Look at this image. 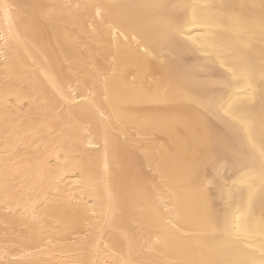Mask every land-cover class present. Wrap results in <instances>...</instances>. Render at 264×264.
<instances>
[{
  "label": "bare ground",
  "instance_id": "1",
  "mask_svg": "<svg viewBox=\"0 0 264 264\" xmlns=\"http://www.w3.org/2000/svg\"><path fill=\"white\" fill-rule=\"evenodd\" d=\"M0 2L19 6L11 10V21L0 12V36L9 40V47L0 48L3 53L0 54V235L4 234L0 236V264H88L93 257L76 242L84 235L87 225L95 223L91 218L108 212V195L103 185L95 190L85 189L82 179L83 175L99 177L103 174L104 129L98 124L100 118L94 116L91 121L92 136L88 139L92 140V146H89L82 125L89 122L92 106L84 104L80 95L75 96L80 107L75 103L65 104L50 79L60 84L69 97V86L84 95L95 86L98 104H106L99 94L107 80L110 97L120 93L132 114V120L123 129L127 140L120 128L115 133L109 129V182L113 193L119 197L122 215L117 216L105 241L119 240L122 231L129 232L134 238L131 259L136 264H177L180 261L199 264L200 261L230 259L231 253L215 250L210 242L181 240L172 235L174 230L163 221L152 228L143 226L144 218L135 208L138 189L153 192V185L161 191L170 189L188 201L186 224L191 226L197 219L198 207L195 194L182 190L185 177L196 165L200 166L201 175L215 174L214 161L215 167L228 179L235 171L229 149L240 145V138L214 116L204 117V124L193 128L190 118L196 109L187 99L177 96L167 104L152 102L157 80H166L170 67L162 65L160 60L172 59L167 50L163 54L159 48L152 51L154 30L163 24L161 10L152 6L175 3L215 6L202 11L212 21L209 31L214 33L217 43L228 50V64L221 67L215 57L206 58L200 53L178 58L177 64L194 66L207 62L209 65L205 71L195 70L193 77L186 81V91L204 99L224 96L229 90L223 89L220 81L229 64L248 61L252 66L251 88L243 81L233 80L230 91L242 96L247 92L242 103L258 120L264 106L260 87L264 68V0ZM85 2L130 6L113 9V14L114 18L133 21L136 30L126 32L127 42L107 27L93 32L87 25L94 10L84 15L75 8L76 4ZM47 4L50 8L43 14L41 10L44 11ZM41 13L43 20L39 17ZM55 21H60L59 26ZM121 27L124 30L123 25ZM132 35L141 41V50L147 47L151 51L150 56L137 51ZM3 43L0 40V45ZM83 47L86 48L84 53L80 51ZM64 62L68 64V71ZM88 66L91 68L85 70L91 74L83 70ZM129 71L132 74H128ZM58 106L63 107L62 112ZM130 128L135 135L129 132ZM158 134L165 138L163 145L145 143V136ZM208 135L212 137L211 145L206 143ZM114 148L118 166L113 159ZM139 151L142 157L138 156ZM204 153L212 156L207 167L203 163ZM5 182L9 185L7 200L3 192ZM69 190L73 193L70 200L63 195ZM213 191L214 206L218 209L221 207L219 192ZM255 210L259 215L258 196ZM123 255L128 258L126 244Z\"/></svg>",
  "mask_w": 264,
  "mask_h": 264
},
{
  "label": "snow or ice",
  "instance_id": "2",
  "mask_svg": "<svg viewBox=\"0 0 264 264\" xmlns=\"http://www.w3.org/2000/svg\"><path fill=\"white\" fill-rule=\"evenodd\" d=\"M14 6L9 3L0 2V12H3L5 19L11 21V10ZM38 7V6H34ZM130 7L120 4H99L81 3L76 4L75 8L87 15L90 10L94 14L88 18L89 27L96 32L99 28L107 27L110 31L114 30L124 37L127 42L128 30L135 31V23L131 20L123 21L114 18L113 9H123ZM152 7L161 10L163 14V24L154 30L152 51L160 49L161 54L165 50L172 56L171 60L161 59L162 65H169L167 79H159L156 82L157 91L152 94V102L167 104L172 102L177 96L187 99L195 106L196 111L190 118L193 128H199L204 124V117L214 116L225 127L230 129L240 138L239 147H231L233 157V176L225 179L215 167L213 161V175L207 173L201 175L200 166L196 165L185 177L183 191L194 193L198 207L197 219L194 224H186L188 213V201L182 199L180 195L170 189L161 191L153 185V192L146 189H138L135 198V208L143 219V226L152 228L159 221H163L167 226L174 230L172 235H177L181 240L193 239L197 242H210L211 246L217 251H227L232 254L230 259L224 261H200L199 264H264V106H262L259 119L253 117L251 109L242 103L243 96L230 91L233 87L232 81H243L251 88L252 66L248 61L240 64H229L226 74L220 81L223 89L229 90L224 96L219 98L209 96L207 99L200 96L189 95L186 91V81L191 79L196 69L205 71L209 65L202 62L198 65L188 66L177 64L178 58L183 59L189 55L200 53L206 58L215 57V62H219L221 67L228 64L226 59L227 48L219 45L214 33L209 29L213 27L211 19L205 15L203 9L213 8L214 5H202L197 3H175L165 5H153ZM123 25L124 30H122ZM9 30L11 31V25ZM3 45L0 48L9 47V40L0 36ZM131 40L136 41L137 51H141L144 56H150L151 51L147 47L140 49L141 41L136 40L132 35ZM0 54H3L0 52ZM128 74H132L130 71ZM135 80V75H133ZM50 83L65 104L80 103L75 101V96L80 95L81 100L86 105L92 106V113L88 114L89 122L82 125L84 132L87 133L85 139L89 146H92V136L89 130L92 126L94 116H99L98 124L104 129V165L103 174L99 177L93 175H83V185L85 189L95 190L98 185H103L108 195L107 214H97L93 218L95 223H89L84 235L77 241L78 247L83 248L93 257L88 264H136L131 259L132 245L134 238L129 232L122 231L119 240L105 241L109 237L118 215H122V208L119 197L113 193L110 184L109 160V129L113 133L120 128L121 135L125 140L128 139L124 128L132 120L126 102L120 93H113L110 97L107 87V80L104 81L105 87L99 95L103 97L106 104H98L97 94L92 89L88 90V95L75 92L71 86L68 92L71 97L65 95L64 89L55 80L50 79ZM79 86V82H77ZM238 88L239 85H236ZM260 87L262 101H264V68L260 77ZM206 143L211 145L212 137L208 135ZM97 149L100 145H96ZM113 159L117 161L118 155L113 149ZM212 161L210 153L203 154V163L207 167ZM229 180L231 183H229ZM219 192L220 208L214 206L215 192ZM60 193V189H56ZM5 200L9 196V185H3ZM165 192L168 195H165ZM245 193H247L245 197ZM65 199H71V190L65 192ZM259 197L260 212L256 214L255 202ZM145 207L148 214L145 215ZM187 228V230H185ZM51 244V241H49ZM127 245L128 258L123 255L124 245ZM111 256V259L104 257ZM177 264H197L194 261H180Z\"/></svg>",
  "mask_w": 264,
  "mask_h": 264
},
{
  "label": "rangeland",
  "instance_id": "3",
  "mask_svg": "<svg viewBox=\"0 0 264 264\" xmlns=\"http://www.w3.org/2000/svg\"><path fill=\"white\" fill-rule=\"evenodd\" d=\"M44 7H45V10H44V11L41 10L42 13L46 11V9L49 7V4H47V5L44 6ZM44 7H43V8H44ZM49 8H50V7H49ZM42 13H41L40 16H39L40 19L43 18V14H44V13H43V14H42ZM42 20H43V19H42ZM56 22H57V21H55V25H58V26H59L60 21L58 22L59 24L56 23ZM65 25H66V27L69 26V27H71V29H74V27H72L71 25H67V24H65ZM86 25H87V24H86ZM87 26H88V28H90V27H89V24H88ZM81 36L85 37V34L82 33ZM84 48H85V47L81 48V50H80V51H82V53H84V52L86 51V50H85L86 48H85V49H84ZM84 50H85V51H84ZM83 51H84V52H83ZM108 60L110 61V59H108ZM64 64H66L67 67L65 66V70H67V69H68V64H67L66 62H64ZM108 64H110V63L108 62ZM88 68L90 69L91 66L85 67V68H83V70L88 69ZM68 70H69V69H68ZM68 70H67V71H68ZM86 72L89 73V70H88V71L85 70V73H86ZM71 73H72V72H71ZM73 73H74V72H73ZM88 73H87V74H88ZM87 74H86V76H87L86 78L88 79V76H89V75H87ZM89 74H91V72H90ZM74 77H75V76L73 75L72 78L74 79ZM58 109H60L59 111H61V109L63 110V107L60 108V106H58ZM58 109H56V111H58ZM59 111H58V112H59ZM61 112H62V111H61ZM132 129H133V128H130V129H129V132H130L132 135H135V131H134V129H133V132H132ZM136 138H141V137H137V136H136ZM142 138H143V139L146 138V139H145V141H146L145 143H147V144H154V142L157 143V144H162V143L164 144V143H165V138H164V136L161 135V134H158V135H148V136H145V138H144V137H142ZM158 140H159V142H158ZM147 141H149V142H147ZM163 144H162V145H163ZM141 153H142V152H141ZM141 153H140V151H139V154H140V155L138 154V156L142 157L143 155H141ZM142 154H143V153H142ZM147 170H148V172L150 171V169H147ZM2 227H3V226H1V228H2ZM5 227H6V226H5ZM5 227H3V228H5ZM3 235H4V234H2V235H0V236H3Z\"/></svg>",
  "mask_w": 264,
  "mask_h": 264
}]
</instances>
